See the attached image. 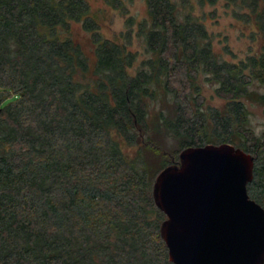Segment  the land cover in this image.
<instances>
[{
	"label": "trees",
	"instance_id": "obj_1",
	"mask_svg": "<svg viewBox=\"0 0 264 264\" xmlns=\"http://www.w3.org/2000/svg\"><path fill=\"white\" fill-rule=\"evenodd\" d=\"M103 1L125 18L113 38L91 0H0V264H173L154 186L191 147L251 154L264 208V0H221L259 44L242 58L196 14L218 0H146L141 21Z\"/></svg>",
	"mask_w": 264,
	"mask_h": 264
},
{
	"label": "water",
	"instance_id": "obj_2",
	"mask_svg": "<svg viewBox=\"0 0 264 264\" xmlns=\"http://www.w3.org/2000/svg\"><path fill=\"white\" fill-rule=\"evenodd\" d=\"M164 169L154 198L173 264H264V208L251 199L254 158L231 144L191 147Z\"/></svg>",
	"mask_w": 264,
	"mask_h": 264
},
{
	"label": "rangeland",
	"instance_id": "obj_3",
	"mask_svg": "<svg viewBox=\"0 0 264 264\" xmlns=\"http://www.w3.org/2000/svg\"><path fill=\"white\" fill-rule=\"evenodd\" d=\"M197 4L198 0H194ZM91 4L94 9L102 11L101 17L103 20L102 32L108 38H113L114 33H120L125 30V18L121 16L120 12L108 7L103 0H91ZM130 14L136 16L138 21L143 20L148 16L146 0H132L129 4ZM216 8V9H215ZM196 14L202 16L204 12L208 15L206 19L207 26L211 32L216 35L215 47L218 51L228 45L229 49H232L239 57H244L248 52L250 46L257 47L258 43H254L247 36L249 29H246L242 24L238 23L232 16L226 14L225 9L222 7V1L218 0L216 7L206 5L202 9L198 4L196 6ZM245 31V35L244 32ZM75 38L77 42H80L84 49L92 54L93 45L90 39V35L82 31L80 25H75L74 28ZM142 51V42L135 39L133 50ZM142 58V57H141ZM230 59V57H229ZM214 93L211 86L205 87V95L208 97L209 102L214 107L222 106L223 101L218 98ZM252 127L256 129L258 133L264 130V109L257 105L250 107ZM172 148L178 146L175 141L171 142ZM132 149L129 153L133 154Z\"/></svg>",
	"mask_w": 264,
	"mask_h": 264
}]
</instances>
